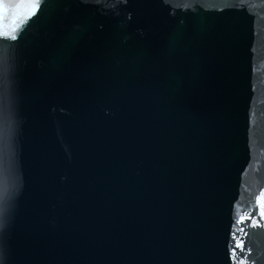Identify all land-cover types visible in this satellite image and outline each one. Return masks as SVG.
Segmentation results:
<instances>
[{
    "label": "water",
    "instance_id": "water-1",
    "mask_svg": "<svg viewBox=\"0 0 264 264\" xmlns=\"http://www.w3.org/2000/svg\"><path fill=\"white\" fill-rule=\"evenodd\" d=\"M33 2L0 0V264H264V0Z\"/></svg>",
    "mask_w": 264,
    "mask_h": 264
},
{
    "label": "snow or ice",
    "instance_id": "snow-or-ice-1",
    "mask_svg": "<svg viewBox=\"0 0 264 264\" xmlns=\"http://www.w3.org/2000/svg\"><path fill=\"white\" fill-rule=\"evenodd\" d=\"M28 6H30L32 9H38L39 8V0H35V2L31 3ZM17 7L19 8V7H21V5H17ZM0 8H3V5H0ZM4 11L6 12L7 9H4ZM33 14H35V13L33 12ZM15 24H16V20L14 19L13 20V26H15ZM4 34L7 35L6 32ZM12 39H15V36H12ZM261 195L264 196V193H262ZM253 223H255V222H253ZM240 246H241L240 243L237 242V247H240Z\"/></svg>",
    "mask_w": 264,
    "mask_h": 264
}]
</instances>
